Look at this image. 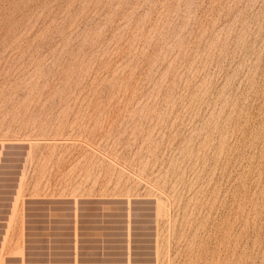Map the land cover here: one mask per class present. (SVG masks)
Masks as SVG:
<instances>
[{
	"label": "rangeland",
	"instance_id": "obj_1",
	"mask_svg": "<svg viewBox=\"0 0 264 264\" xmlns=\"http://www.w3.org/2000/svg\"><path fill=\"white\" fill-rule=\"evenodd\" d=\"M0 264H264V0H0Z\"/></svg>",
	"mask_w": 264,
	"mask_h": 264
}]
</instances>
